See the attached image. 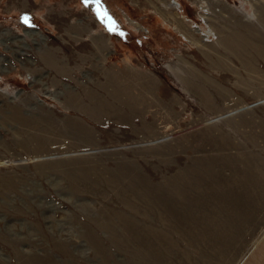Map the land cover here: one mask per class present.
Returning a JSON list of instances; mask_svg holds the SVG:
<instances>
[{
	"label": "rangeland",
	"instance_id": "1",
	"mask_svg": "<svg viewBox=\"0 0 264 264\" xmlns=\"http://www.w3.org/2000/svg\"><path fill=\"white\" fill-rule=\"evenodd\" d=\"M254 1L264 5L0 0V264H264ZM234 34L253 41L238 57L226 48ZM113 70L131 95L116 93ZM209 158L216 174L205 175ZM193 166L208 189H182L180 201L176 177ZM147 231L163 239L151 257L131 241L149 242Z\"/></svg>",
	"mask_w": 264,
	"mask_h": 264
},
{
	"label": "bare ground",
	"instance_id": "2",
	"mask_svg": "<svg viewBox=\"0 0 264 264\" xmlns=\"http://www.w3.org/2000/svg\"><path fill=\"white\" fill-rule=\"evenodd\" d=\"M167 2H169V1H167ZM255 2V1H254ZM215 3V2H214ZM219 3V2H218ZM262 3H264V2H262ZM255 4H258L257 2H255ZM176 5H178V3L176 2V1H170V3L168 4V7H175ZM260 5V6H259ZM231 11H233V10H231ZM264 5L262 4L261 5V3L259 2V4H258V8H257V10H256V14L258 15V22H259V24L261 25V27L263 26L264 27ZM236 14H238V13H236ZM235 15V14H234ZM183 17V16H182ZM237 17V16H236ZM257 17V16H256ZM229 18V17H228ZM235 18V17H234ZM238 18V17H237ZM240 18V17H239ZM255 20V19H254ZM187 21H188V19L186 18H178L177 16H174V23H175V25H176V27L177 28H179V27H183L184 28V26H186V25H184L185 24V22L187 23ZM227 21V20H226ZM246 22V21H245ZM85 27V26H84ZM187 27V26H186ZM194 27V26H193ZM227 27H228V25H227ZM240 27V26H239ZM183 30V29H182ZM194 30L195 31H199L197 28H194ZM185 31H187L188 32V29L186 30L185 29ZM186 32V33H187ZM188 34V33H187ZM189 34L191 35L192 33H190V31H189ZM205 35V34H204ZM205 37V36H204ZM224 37V36H223ZM231 38L228 40V44H226V48H227V46H228V48L229 49H231L232 51H234L235 52V56H240V51L238 50V49H241L242 48V46L243 45H246V46H251L252 45V40L251 39H249V38H247V37H243L242 35H239V34H234L233 36H230ZM191 39V38H190ZM194 39V38H193ZM193 39H192V41H193ZM226 39H227V37L226 38H224L221 42L223 43V41H226ZM204 41H206V40H204ZM197 42V41H196ZM200 44V43H199ZM222 61H224V59H222V58H219L218 60H217V63H219V62H222ZM216 63V64H217ZM212 64L213 65H215V63H213L212 62ZM225 65H226V63H225ZM179 70V69H178ZM127 70H125V72H126ZM180 71V70H179ZM128 72V71H127ZM190 72V71H189ZM129 75H130V77H131V79H133V76H132V74L131 73H128ZM181 75H183V74H181ZM180 75V76H181ZM124 73H123V70H122V72L121 71H119V70H116V72H114V70L113 71H108V73H107V77H108V79L110 78V79H112L113 78V82L117 85L116 87H117V89H116V93H118V92H121V93H129L130 94V90H129V88L127 87V84L123 81V79H124ZM147 79H148V77H146ZM182 79V78H181ZM145 80V77L144 78H139V77H137V83H138V87L139 86H142V82ZM109 82V81H108ZM107 82V83H108ZM106 83V84H107ZM112 84V83H111ZM151 84H152V86H150V87H147V88H145L148 92H150V90H151V88L154 86L155 87V81L154 80H152L151 81ZM191 84V83H190ZM103 85V84H102ZM108 85H110V84H108ZM112 86V85H111ZM104 87H105V85H104ZM143 87V86H142ZM144 88V87H143ZM113 89V88H112ZM140 90V89H139ZM201 90V89H200ZM203 90V89H202ZM111 91V90H110ZM115 91V90H114ZM140 92H141V90H140ZM203 92V91H202ZM205 93V94H204ZM204 93L203 94H201V98H202V100L203 101H205L206 102V104H211L212 105V102H211V99H210V97L208 96V94L204 91ZM110 94V93H109ZM131 95V94H130ZM133 96V95H132ZM143 96H145V95H143L142 93H141V95H140V97H143ZM135 99H138V98H136L135 97ZM74 104L75 105H77L78 103L77 102H74ZM111 105L112 104H110L109 105V109L108 110H105V112H107V111H112V108H111ZM114 106V105H113ZM213 106L215 107V108H217L216 106L217 105H215V104H213ZM103 111V110H102ZM242 117V116H241ZM239 119V118H238ZM241 119V118H240ZM234 120V119H233ZM235 122V121H234ZM220 131V130H219ZM218 133L219 132H217V136H218ZM195 134H192V135H190V136H187V137H185L183 140H181V141H179V145H181L182 147H184V143H186L187 141H189V138H191L192 136H194ZM216 136V137H217ZM225 137H223V139H224ZM226 140V139H225ZM222 141V140H221ZM223 145V144H222ZM242 159V158H241ZM210 161H213V160H210V158H209V161L208 160H206V163H207V165H205L204 166V172L205 171H207L208 170V168H209V165H210ZM194 163L196 164V165H198V166H200L201 165V162H200V160L199 159H195V161H194ZM75 165H77V164H75ZM80 166V165H79ZM125 167V166H124ZM126 168H128V167H126ZM125 168V169H126ZM80 169H81V167H80ZM80 169H77V170H79L80 171ZM203 169H202V172H203ZM128 170V169H127ZM214 171V169L212 168V166H211V168L206 172V174L205 175H211V174H216L215 172H213ZM201 171H199L198 170V167L196 166H193V167H191V168H189V169H187L186 171H184V172H182V173H180L179 175H178V177H176V180H178L177 182H178V184H177V189H176V194L179 196V197H181V198H179V199H181L180 201H182V199H183V197L185 196L184 194H185V191H183L182 189H204L203 187H205L204 186V182L203 183H201V181L199 180V181H197V180H195V178H197L198 177V174L199 173H202ZM78 173H82V171L81 172H78ZM220 175V174H219ZM214 177L216 178L217 177V175H214ZM196 181V182H195ZM195 183V185L194 186H197V187H191V185H193ZM210 183V182H209ZM222 185V184H221ZM206 186H207V182H206ZM206 189H208L207 187H205ZM198 191V190H197ZM210 193V192H209ZM194 197V196H193ZM185 198V197H184ZM188 198V197H187ZM192 201V200H191ZM208 201V200H207ZM185 202H186V200H185ZM211 202V201H210ZM181 203H183V202H181ZM182 205V204H181ZM188 207V206H187ZM207 207V206H206ZM213 211V210H212ZM216 212V211H215ZM222 212V211H221ZM178 213V212H177ZM225 214V213H224ZM176 215H178V214H176ZM190 216V215H189ZM238 216V215H237ZM179 217L181 218V216L179 215L178 216V219H179ZM185 217V216H184ZM186 218V217H185ZM188 218V217H187ZM186 218V219H187ZM232 219V218H231ZM188 220V219H187ZM186 220V221H187ZM235 220V219H234ZM188 223H189V221H187ZM186 223V222H185ZM123 224H125L124 226L125 227H123V229L126 231V233H129L128 235H131V236H136V237H138L139 235H136L135 234V232L136 231H138L139 230V227H136V226H133L132 224H128V221L126 220V219H124V223ZM206 224V223H205ZM187 225V224H186ZM230 225H232V224H230ZM261 225H263V224H261ZM187 226H190V225H187ZM233 226V225H232ZM255 226V225H254ZM184 228V227H183ZM187 228V227H186ZM187 230V229H186ZM188 230H190V227L188 228ZM192 232V231H191ZM197 232V231H196ZM178 233V232H177ZM194 233H195V231H194ZM198 233V232H197ZM147 234L149 235V239H147V240H149V242H143V241H135V240H131L134 244H135V250L137 251V253L139 254V255H142V253H144V254H146L147 256H150L151 257V253L152 254H157V253H159V252H161V250L160 249H162L161 248V246H160V243H163V239L161 238V236L159 235V234H157V233H155V232H149V231H147ZM184 234L186 235V237L185 238H187V231H184ZM183 236V235H182ZM189 237V236H188ZM90 238V237H89ZM196 238V237H195ZM182 239V238H181ZM239 239V238H238ZM206 240V239H205ZM189 241V240H188ZM235 241V240H234ZM253 244H255V243H253ZM252 246V245H251ZM142 247H144V248H142ZM250 249V248H249ZM220 250V249H219ZM186 256V255H185ZM243 257V256H242ZM185 259V258H184ZM241 259V258H240ZM185 260H187V259H185ZM235 263V262H234Z\"/></svg>",
	"mask_w": 264,
	"mask_h": 264
},
{
	"label": "snow or ice",
	"instance_id": "3",
	"mask_svg": "<svg viewBox=\"0 0 264 264\" xmlns=\"http://www.w3.org/2000/svg\"><path fill=\"white\" fill-rule=\"evenodd\" d=\"M85 2L87 3V0H85ZM24 21H25V23H27V21H28V17H25V18H24Z\"/></svg>",
	"mask_w": 264,
	"mask_h": 264
},
{
	"label": "crops",
	"instance_id": "4",
	"mask_svg": "<svg viewBox=\"0 0 264 264\" xmlns=\"http://www.w3.org/2000/svg\"><path fill=\"white\" fill-rule=\"evenodd\" d=\"M109 34H112V32L110 31ZM135 39H138L137 36L135 37ZM134 42L139 43L140 41H134Z\"/></svg>",
	"mask_w": 264,
	"mask_h": 264
}]
</instances>
